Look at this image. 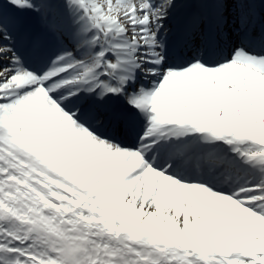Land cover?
<instances>
[{"label": "snow or ice", "instance_id": "snow-or-ice-1", "mask_svg": "<svg viewBox=\"0 0 264 264\" xmlns=\"http://www.w3.org/2000/svg\"><path fill=\"white\" fill-rule=\"evenodd\" d=\"M0 264H264V0H0Z\"/></svg>", "mask_w": 264, "mask_h": 264}]
</instances>
